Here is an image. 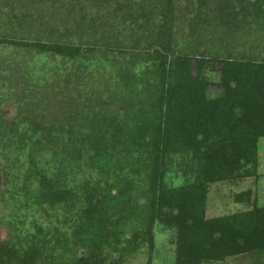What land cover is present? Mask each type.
Returning a JSON list of instances; mask_svg holds the SVG:
<instances>
[{"label":"trees","instance_id":"16d2710c","mask_svg":"<svg viewBox=\"0 0 264 264\" xmlns=\"http://www.w3.org/2000/svg\"><path fill=\"white\" fill-rule=\"evenodd\" d=\"M14 1L28 13H13L8 25H42L38 11L55 6L79 15V41H49L57 35L49 26L46 40L0 37V45L46 57L33 84L41 109L21 116L20 104H0L1 195L16 172L18 182L24 177L11 194L16 214L33 205L41 213L32 232L9 222L0 264H125L142 250L145 264H155L157 227L173 238L170 264L263 254L264 205L249 190L233 195L249 210L213 218L205 211L211 185L258 176L264 59L211 56L201 43L209 31L223 43L220 32L264 30V0L184 8L176 0ZM183 22L201 41L180 51L174 35ZM171 172L183 185L167 182Z\"/></svg>","mask_w":264,"mask_h":264},{"label":"rangeland","instance_id":"374dc122","mask_svg":"<svg viewBox=\"0 0 264 264\" xmlns=\"http://www.w3.org/2000/svg\"><path fill=\"white\" fill-rule=\"evenodd\" d=\"M190 1L193 0H176V4H180L184 8L190 3ZM11 6L13 7L10 9ZM31 10V12L35 13V10ZM25 12V8H22V5L18 1L9 0L6 9L4 11H0V37H14L15 40L25 39L29 41L33 40L34 37H40L41 39L43 38L46 40V30L49 26L53 28L59 27L64 32V34L56 32L57 35L48 36L49 41L53 40L78 43V36L75 35V22L79 18L78 14L70 13V15H67L59 8L51 6L47 7L46 9L42 8V10L38 11L39 17L43 19L42 25L35 23L31 24L28 20L24 21L23 25L21 26L17 25L16 22H13L11 26L7 24L8 21L12 19L13 13H19L22 17ZM26 13H28V11ZM188 28V23L186 24L185 22L176 26L174 40L177 50L182 51L185 49H191L201 41L200 37H190ZM209 32L210 35L206 36L201 44L203 47H208L210 50H212L209 52V55L211 56H230L236 58L242 55H249L255 57L256 59H264V30L260 26H246L236 34L230 32L232 34L229 33L227 35L226 32H220L219 34L223 36V43L219 41L220 37L217 35V33L212 31ZM197 33L198 35L201 34L199 28ZM86 52L88 53L89 51L86 49ZM45 58V56H35V54H30L28 56V54H26V52L21 49L0 45L1 105L9 106L15 103L18 105L20 104V111L22 112H20L21 116L25 114L24 110L25 112H28L30 109H41L38 107V105L42 103V101L34 100L33 84L35 83L34 76L36 77L37 81H40L41 74L39 73L40 71L38 69L41 67V65H43ZM30 78L34 80L33 83H31ZM34 105L37 107H34ZM25 151L28 152V150ZM25 155L19 157V161L20 163H23L25 166H27L28 160ZM258 155L259 165L257 177L244 179L237 183L223 182L210 186L206 201V218L228 216L237 212L249 210L252 205L246 206L233 202L234 194L247 190L251 192L253 201H256L257 205H264V139L259 141ZM4 164H6V162L3 157L0 156L1 176L5 175V171L2 170ZM44 167L46 168L47 165L44 164ZM21 173H23V170H21ZM16 176V172L10 176V182L7 184L4 196L1 195L3 192L0 189V235L2 231L5 232L2 234L6 235L5 229L9 222H11L12 225L16 227V229L18 228V230H22L21 234H24L27 231L32 232L33 228L31 222L33 218L38 220L41 214L39 212L34 213L36 208L34 205L32 206L31 210L27 211L25 209H21L16 214V205L18 204V201L16 200V196H11V194L15 191L14 186L21 185L20 182H22V179H24V177H22L18 182L15 179ZM183 181V177L177 173L171 172L167 176V182L173 188L183 185ZM28 203L30 205L32 204L31 201ZM15 214L21 216L20 219L22 222L24 221L23 224L19 223L17 219H15ZM155 232L156 251H158L157 255H159L157 260H155V264H170L171 260L173 259V238H171L168 231L161 227H157ZM145 252V250H142V254H134V256L127 259L125 264H145ZM82 254L85 255V252H82ZM204 264H264V253H248L237 257L227 258L222 262H208Z\"/></svg>","mask_w":264,"mask_h":264},{"label":"flooded vegetation","instance_id":"af4514ba","mask_svg":"<svg viewBox=\"0 0 264 264\" xmlns=\"http://www.w3.org/2000/svg\"><path fill=\"white\" fill-rule=\"evenodd\" d=\"M54 31H55V32H59L60 34H62V33L64 34V32H63V31H62V30H61L59 27H57V28H56V27H54ZM61 31H62V32H61ZM83 51H85V52H86V50H85V49H83Z\"/></svg>","mask_w":264,"mask_h":264}]
</instances>
